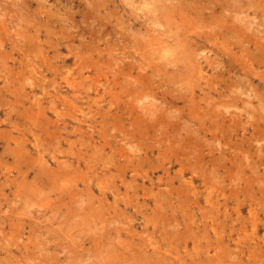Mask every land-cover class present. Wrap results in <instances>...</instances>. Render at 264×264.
<instances>
[{
	"label": "rangeland",
	"instance_id": "obj_1",
	"mask_svg": "<svg viewBox=\"0 0 264 264\" xmlns=\"http://www.w3.org/2000/svg\"><path fill=\"white\" fill-rule=\"evenodd\" d=\"M0 264H264V0H0Z\"/></svg>",
	"mask_w": 264,
	"mask_h": 264
},
{
	"label": "bare ground",
	"instance_id": "obj_2",
	"mask_svg": "<svg viewBox=\"0 0 264 264\" xmlns=\"http://www.w3.org/2000/svg\"><path fill=\"white\" fill-rule=\"evenodd\" d=\"M103 83V82H102ZM131 125V124H130ZM62 175V174H61ZM70 188V187H69Z\"/></svg>",
	"mask_w": 264,
	"mask_h": 264
}]
</instances>
